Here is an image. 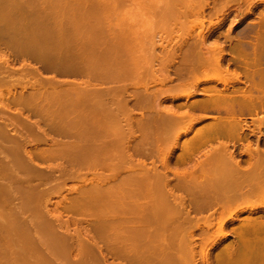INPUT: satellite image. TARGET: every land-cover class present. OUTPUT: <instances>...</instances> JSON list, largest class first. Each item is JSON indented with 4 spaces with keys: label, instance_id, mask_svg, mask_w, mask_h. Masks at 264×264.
<instances>
[{
    "label": "rangeland",
    "instance_id": "374dc122",
    "mask_svg": "<svg viewBox=\"0 0 264 264\" xmlns=\"http://www.w3.org/2000/svg\"><path fill=\"white\" fill-rule=\"evenodd\" d=\"M207 1H173L181 11L192 10L176 24L149 16L171 5L166 0H128L110 12H101L98 4L94 8L91 0H0V165H5L8 155L6 164L13 166V178L0 185V264H147L143 259L124 261L116 249L109 250L107 244L112 246L116 235L114 230L99 231L100 220L117 208L122 196L111 194L109 203L103 191L114 181L103 185L96 179L113 177L115 171L110 169L122 170L129 159L134 165L145 161L147 169L155 166L165 172L164 162L170 157L168 179L175 196L186 202L216 203L224 195L222 184L231 182L224 175L228 166L221 144L229 145L242 169L249 167L248 143L234 147L225 134L213 140L208 129L212 118L184 120L170 129L149 117L164 108L202 101L205 94L197 93L196 87L251 88L253 94L264 96V0H209L205 13L199 14ZM85 7L92 11L88 26L63 22ZM122 27L129 35L143 37H117ZM213 45L218 48L213 50ZM218 58L224 61L217 69L196 64ZM183 95L191 97L181 99ZM85 97L103 99L105 109L117 110L121 128L93 125V133L72 129L71 122L76 118L79 122L86 112L84 103L78 105ZM256 112L239 118L249 126L245 133L250 134L253 148L258 144L264 151V106ZM195 114L198 118L225 115L199 110ZM109 142L114 144L103 149ZM256 168L260 172L264 164ZM0 170L3 175L2 166ZM14 187L18 195L8 196ZM29 187L43 193L38 204L28 197ZM160 205L158 199L155 207ZM241 208L253 211L243 212L240 219L256 217L258 212L264 221L262 195L238 203L230 214ZM209 222L197 221L194 235H220L214 229H204L207 234L198 229ZM241 222L229 226L227 239L204 245L198 264H217L230 246L242 251L236 234ZM31 223H39L41 229ZM134 242L140 254L150 251L151 244L141 237Z\"/></svg>",
    "mask_w": 264,
    "mask_h": 264
},
{
    "label": "bare ground",
    "instance_id": "6f19581e",
    "mask_svg": "<svg viewBox=\"0 0 264 264\" xmlns=\"http://www.w3.org/2000/svg\"><path fill=\"white\" fill-rule=\"evenodd\" d=\"M127 1L128 0H91V3L92 6L98 4L102 9L101 12H110L114 7L125 6V2ZM166 1L168 3L170 2L171 5L164 9L152 11L149 13V16L162 17L167 20L168 23H176L181 17H188L190 13H192V10L181 11L182 9L176 5L178 3L173 2L176 0ZM208 2L209 0L200 9L199 14L203 15L205 13V8L209 6ZM96 6H94V8H96ZM51 7L52 5H50V8ZM90 11V8L85 7L77 16L64 18L63 22L88 26L92 21V17L89 15ZM155 26L162 28L163 25L157 23ZM129 34L130 33L122 27L117 37H122L124 39L143 37L140 33H134L133 35ZM213 48V50H216L218 45H213ZM223 61L224 60L220 58L214 59V61L213 59H202L196 64L205 69L209 66H214L217 69L222 65ZM179 76H177V78ZM168 80L170 82L173 78L168 77ZM199 84H201V82ZM184 86L188 87L187 84ZM255 88L262 92L259 86L255 85ZM195 90L197 93L205 94V98L202 101H194L190 104L181 103L173 106L174 108H164L158 115L149 117L154 120L156 119L158 124L169 127L170 129H173L175 124L184 120L190 119L191 121L198 120V122H202L203 120L212 118L213 122H210L208 129L210 132L214 133L213 140H218L219 138L217 136L225 134L231 140L232 144H234V147H236L237 144L244 145L245 142L248 143L245 153H247L249 157V167L247 169H242V161H237L235 153L228 151L229 145L221 144L219 148L224 150L228 166L224 171V175L227 173L225 177L230 179L231 182L222 184L224 195L221 201L216 203L211 201L197 203V199L186 202L185 200L178 199L173 193L174 187L170 186V180L168 179V174L172 171L169 165L170 157L164 162L165 172L158 171L155 166L154 168L147 169L145 161L134 165L132 159H129L127 160V166L122 170H120L122 167L110 169V171H115L113 177H100L96 179L97 183L100 182L103 185L104 183L107 185V183L110 184L114 181V183L112 182L113 185L107 186V189L103 191L109 203H111L109 197L111 194H117L118 198L122 196V198L119 199L120 201L116 203L117 208L108 210L103 219L100 218L102 219L100 220V226L102 227L99 231L109 233L110 230H114L116 238L112 240V246L109 244L107 245L109 250H113L114 248L120 252L124 261L130 258L132 261L143 259L148 262L147 264H198V256L201 248L210 242L216 244L218 241L227 239L229 232L227 233L226 230L229 226H233L236 221L241 220L242 224L238 227V232L236 234L241 238L242 251H239V247L235 248L233 245V247H227L226 249L229 250V252L222 254V258L217 264H264V221L261 220V216L258 215V212H255L257 215L256 217L239 218V215L245 211L252 213V208H241L236 210L234 215L230 214L232 208L238 203L245 201V199L257 195H262L264 197V170L258 172L256 171L257 168L255 169L258 164H264V151L259 149L258 144L253 148L249 141L250 134L245 133L249 126L246 121L239 118V116L243 115L245 112L254 111L257 114V109L264 106V96L253 94L251 88L248 91H229L227 87H225L224 90L214 88L199 90L196 87ZM190 97L189 95H183L181 99H189ZM83 103L85 104L84 107L86 112H84L82 116L81 114L77 116H81L79 122L77 121L78 118L71 122L72 129L83 133H93L95 132L93 130L94 126L100 128L105 127L107 129V127L110 128V125L116 124L121 128L120 122L118 121V111L105 109L103 99L95 98L92 100L90 97H85L78 102V105H82ZM181 109L185 111L182 110L181 112ZM197 110L202 113L214 111L218 114L225 115L224 117H208L206 115L201 116L200 114V118H198L195 114ZM123 112L125 116H130L129 112L126 113V110ZM18 133L19 132H17V134ZM122 143H124L123 140ZM177 143L178 140L175 142V145ZM113 144L114 142H109L108 144L104 143L102 148L105 149ZM254 155L257 156V160H254ZM6 161L5 165L4 163L0 165V168L2 166V170L4 171L3 175L0 174V180L2 181L0 183L1 187H4L2 185L9 183L13 178V166L10 167L9 164H6ZM14 172L16 173L15 168ZM76 173L77 172H75V174ZM173 175L175 177L178 176L177 173ZM34 177L33 175V178ZM2 189L4 190V188ZM6 189L7 188H5V190ZM122 190H125V192H121ZM165 190L168 191L169 195H165ZM28 192L35 194V196L30 195ZM28 192V197L36 204H38L39 200L43 197V193L36 187H31ZM17 193L18 190L14 187L8 196H16L18 195ZM203 195L202 193L201 197L205 196ZM196 198L198 197L196 196ZM4 199H7V196H5ZM158 199H160L161 205L155 207ZM108 207L113 208L111 206ZM208 210H211V213L205 216L202 215L201 218L210 221L209 224L205 223V225H199L198 229L202 231H204V229H214L213 231H219L220 235H213L214 233L209 235L205 231V234H207L206 237H202L200 234L194 235L192 231L193 225L201 220V218H199L200 214ZM5 211L3 214L6 216L7 212L5 213ZM18 213L21 215L24 214L23 205L18 206ZM105 219L106 222H104ZM30 226L36 230L41 229L39 223H31ZM235 229L236 228L233 227V230ZM139 237H141L142 242H149V244H151L150 249H148L150 251H148L147 254L139 253L138 245L134 242V240ZM197 240H199V242ZM129 253L131 254L129 255ZM207 254L208 253L202 255L205 257V262L208 256Z\"/></svg>",
    "mask_w": 264,
    "mask_h": 264
}]
</instances>
